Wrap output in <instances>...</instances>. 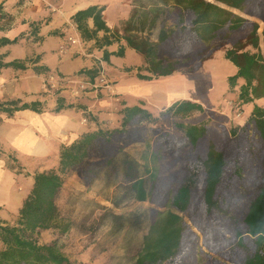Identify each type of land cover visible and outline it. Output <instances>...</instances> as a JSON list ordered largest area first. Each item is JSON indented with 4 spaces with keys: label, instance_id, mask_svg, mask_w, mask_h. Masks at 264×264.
Returning a JSON list of instances; mask_svg holds the SVG:
<instances>
[{
    "label": "rangeland",
    "instance_id": "obj_1",
    "mask_svg": "<svg viewBox=\"0 0 264 264\" xmlns=\"http://www.w3.org/2000/svg\"><path fill=\"white\" fill-rule=\"evenodd\" d=\"M150 1L144 0V3ZM261 1L260 4L259 2L250 4L245 12L240 13L248 21V25L245 30L236 33L233 39L244 36L251 24H258L260 51L264 56V0ZM169 3V7L173 10L166 16V22L168 26L177 27V30L162 47L161 57L175 61L178 68L171 75L151 81L143 80L152 91L138 96L137 99H143L144 106L154 115H158L175 100L196 101L201 103L205 110L187 117L161 116L154 123L137 119L122 134L114 135L110 143L99 140L91 150L87 162L72 170V182L75 183L67 186V191L58 196L57 203L63 209L64 221L71 222L67 214H72L77 219L74 233V236L75 234L77 236H69L65 242H61L63 251L69 258L74 257L71 259L73 262L136 264L137 255L143 247V239L151 221L158 212L166 210L164 203L168 198L167 193H172L177 188L186 168L194 162L197 155L203 156L202 168L205 171L212 159L209 157L210 152L219 149L217 146L226 148L235 155H238L237 149L241 150L243 158L240 162L239 157H236L235 161H231L227 166L222 181L224 188L219 192L221 204L212 216L200 215L201 194L199 187H196L195 193L199 195V199L197 195V199L193 200V208L184 215L189 250L186 248L185 253H180L173 264H245L255 252L251 235L245 236L244 241L238 243L235 233L238 228L245 229L247 219L252 222L247 213L249 210L258 209V206L254 207V203L251 202L258 194L263 193L264 197V143L253 126L248 129L247 137L244 136V131L239 132L240 137L235 148L228 146L231 139L227 134L232 127L246 126L253 105L240 103L239 93L243 80H238L237 86L233 89L228 84V76L236 72L234 64L225 58V50L231 46V43L220 38L209 52L205 51L204 46L192 34L191 12L174 5L173 0ZM24 4L30 9V0H26L23 6ZM7 7L4 1L2 12L5 13L6 18L0 20V31L9 35L10 39L17 36L18 41L0 47V56L3 61L13 57L30 58V27L23 31L16 29L14 31L15 21ZM161 21L152 33L142 30L139 34L146 36L148 33L152 35V41L157 40ZM124 27L125 25H122L121 29L123 30ZM73 31L67 37L74 34L76 36L74 28ZM78 34L81 37L79 31ZM98 39L103 40L102 37ZM104 45L103 41L91 43L84 39L81 43L73 45L66 38L56 51L61 55L73 54L74 57L82 56L84 59L92 53L94 67L104 70L106 77L113 84L115 93L111 94L105 89H100L98 92L86 90L79 95L78 92L74 94V91L80 89L79 85L69 83L68 79L85 82L89 78L78 72L65 74L52 70L43 77L47 78L53 74L56 78L59 77V82L55 87L45 89L42 79V91L49 99L46 103L51 101V105H55L54 102L57 105L59 96L63 97L65 104L68 105H79L93 95L100 100L108 99L110 107L116 104V108L109 111L112 114H109V118L105 121L109 128L104 129L111 130L121 127L122 109L128 103L123 92L117 87L123 80L131 81L132 78H138L137 73L140 70L136 64L139 61L133 55L125 57L122 66L109 68L103 59ZM249 49L256 51L252 47ZM202 54L205 56L201 59ZM141 73L149 74L144 67L141 68ZM3 74V77H7L6 72ZM115 75H118L120 80L115 78ZM6 87L12 88L11 84H7ZM113 113H118L120 116ZM90 116L86 113L82 122L90 123ZM178 122L191 124L206 122L209 126V134L196 148H192L184 133L176 128L175 123ZM150 145V151L155 150L162 155V184H159L162 189L157 186L151 200L139 201L135 198L132 183L140 177L147 178L142 155ZM227 154L228 158L231 154ZM9 162L15 166L12 158ZM49 164H52L49 160L30 162V175L49 168ZM261 219L260 212L255 224ZM209 228L212 230L208 232ZM251 228L255 230L254 227ZM55 238L54 230H44L40 234L42 243L48 244ZM57 238L59 240L61 236ZM82 255L86 262L80 260L79 257Z\"/></svg>",
    "mask_w": 264,
    "mask_h": 264
},
{
    "label": "trees",
    "instance_id": "obj_2",
    "mask_svg": "<svg viewBox=\"0 0 264 264\" xmlns=\"http://www.w3.org/2000/svg\"><path fill=\"white\" fill-rule=\"evenodd\" d=\"M169 1L151 0L150 3H144V0H131V14L129 21L123 28V34H120L118 30L112 32L107 26L103 18L104 6L91 5L81 9L73 15L72 19L84 40L96 38L99 31L105 32L103 37L105 45L112 43L111 36L115 37L117 34V38L122 37L129 47L135 49L144 58V64L139 67L140 71L137 73V77L151 81L158 77L171 75L178 68L175 61L161 57L162 47L174 36L177 30V27L168 26L166 22V16L173 10L169 7ZM173 1L175 2L174 5L176 4L191 12L192 34L204 46L205 51L209 52L210 48L220 38L231 43V46L225 50V58L234 64L237 71L228 77V84L233 89L237 86L238 80L244 81L240 86V103L250 104L257 99L264 98V56L260 51L259 25L251 24L244 36L233 39L236 33L242 32L248 25V21L240 13L245 12L250 4L254 2L260 4L262 1ZM2 9L3 4L1 3L0 20L6 18ZM162 17L163 20L161 21ZM90 18L94 20V29L88 27L87 21ZM159 21L161 23L157 40L152 41L151 34L147 33L146 36L139 34L141 30L152 33L158 28ZM17 41V37L14 39L2 37L0 38V47ZM249 47L256 51H251ZM124 53L125 47L121 46L114 53L104 51L103 59L108 62L112 54L123 56ZM204 56L202 54L200 58L202 59ZM0 67L26 69V64L18 59L5 63L0 56ZM142 67L149 74L141 73ZM46 72L49 73L51 70L48 69ZM78 73L94 80L99 69L96 67L84 69ZM64 100L63 97H58L57 112L65 108ZM20 102V100L15 99L0 102V112L12 115L15 111L27 108L40 111L38 102L19 105ZM143 102L140 100L133 105L126 103L122 109L123 116L120 128L111 130L99 128L84 133L71 144L61 146L59 162L56 166L34 173L32 188L17 216L12 222L0 219V241L3 243V247L0 248V264H78L68 258L58 239L49 244L40 241V234L44 230L58 229L61 234H64L72 226V222L64 221L61 217L57 204V197L66 177L74 168L82 165L85 161L87 162L91 150L99 140L110 143L114 135L122 134L137 119L154 123L161 116L187 117L194 113H202L205 110V107L199 102L177 100L165 110L160 111L158 115H154L144 106ZM175 126L184 133L189 146L192 148H196L200 141L209 134V126L206 122L198 124L178 122L175 123ZM251 126L254 127L258 137L264 143V107L256 103H254L246 126L232 127L227 132L231 139L228 146L235 148L238 143L237 139L240 137L239 132L244 131V136L247 137L248 129ZM217 147L219 149L210 152L209 157L212 159L205 171L202 168L204 158L202 155H197L194 162L186 168L177 188L172 193H167L168 198L164 203L166 210L158 212L155 219L151 221L149 230L143 239V247L137 255L136 264H173L180 253H185L186 248L189 250V245L186 242L187 224L184 215L194 206L193 200L194 198L196 200L198 195L195 193L197 186L201 194L200 215L202 217L212 216L215 209H219L221 204L219 192L224 188H222V181L226 174V168L231 161H235L236 157H239V160L242 159L243 154L241 153L243 152L237 149L236 154L238 155H235L226 148ZM150 148L151 145L142 155L147 178L140 177L132 183L135 198L139 201L151 200L155 188L162 184V155L158 151H150ZM227 153L231 154L228 158L226 157ZM11 158L16 162V159H13L12 156ZM262 194H258L259 196L257 195L256 199L251 202L254 203V207L258 206V209L249 210L247 213L252 222L247 219L245 229L240 230L238 228L235 233L238 243H242L245 236L251 235L252 237L255 252L245 261V264H264V197ZM260 212L262 219L255 224V219ZM251 227H254L255 230L253 231ZM209 230L212 228H209L208 232Z\"/></svg>",
    "mask_w": 264,
    "mask_h": 264
},
{
    "label": "crops",
    "instance_id": "obj_3",
    "mask_svg": "<svg viewBox=\"0 0 264 264\" xmlns=\"http://www.w3.org/2000/svg\"><path fill=\"white\" fill-rule=\"evenodd\" d=\"M4 1L15 21L16 27L13 30L23 31L30 27V58L13 57L2 60L5 63L15 59L22 60L26 64V69L0 67V102L14 99L21 101L19 105L38 102V109H40L39 112L29 108L22 109L15 111L12 115L0 112V219L12 222L33 185L34 174L30 175V162L49 160L52 163L49 164V168L56 166L59 162L62 145L71 144L89 131L109 128L105 121L109 118V114H112L109 111L116 108V104L110 107L108 99L100 100L95 95L86 98L79 105L69 106L64 102L65 108L59 112L56 111L58 103L57 105L56 102H54L55 105H51V101L46 103V100L49 99L42 91V79L47 73L46 70L70 74L95 68L92 53H89L84 59L82 56L74 57L73 54L61 55L56 51L68 34L71 31L74 32L73 28L75 30V26L77 27L72 19L73 15L91 5L104 6L103 18L107 26L112 32L118 30L120 34H123L121 27L129 21L132 2L131 0H30L29 9L25 4L23 6L26 0H0V4H3ZM87 23L90 29H94L92 18L88 19ZM78 35L76 32V37ZM8 36L0 31V38H9ZM104 36L105 32L99 31L96 38L88 41L91 43L102 42L103 40L98 38ZM117 37V35L111 36L112 43L104 45L103 49L114 53L124 46L125 53L123 56L112 54L109 61L106 62L108 67L122 66L124 58L128 55H133L138 59L137 67L142 66L144 64L143 56L129 47L122 37ZM4 72L7 77H3ZM115 76L120 80L118 75ZM7 84H11L12 88L6 87ZM117 88L127 98L128 105L136 104L137 100H143L137 99V97L152 91L149 90L147 82L136 77L131 81H121ZM254 103L264 107V98L257 99ZM254 103L250 104L254 107ZM86 113L91 115L90 123L87 124L82 122ZM115 115L120 116L118 113ZM11 156L16 159V162L12 160L15 166L9 162ZM72 178L70 173L58 196L67 191V186L70 183H75L72 182ZM58 206L63 218V209L60 205ZM67 215L70 216L72 222L67 233L61 234L58 229H50L56 232L54 240L58 239L57 236H61L60 243L65 242L69 236H74L75 233L77 219L72 214ZM76 236L75 234L74 237ZM2 247L3 243L0 241V248ZM66 255L68 256V254ZM72 258L74 257L70 256L69 259ZM79 258L86 262L83 255ZM79 262L81 263V261ZM79 262L74 263L80 264Z\"/></svg>",
    "mask_w": 264,
    "mask_h": 264
},
{
    "label": "built area",
    "instance_id": "obj_4",
    "mask_svg": "<svg viewBox=\"0 0 264 264\" xmlns=\"http://www.w3.org/2000/svg\"><path fill=\"white\" fill-rule=\"evenodd\" d=\"M77 27L75 26V32L78 33ZM68 41L71 43V44H79L82 42V38L78 35V37L76 36H69L67 37ZM43 86L45 89H50V87H55L56 84L59 82V77L56 78L53 74H51L49 77H44L43 78ZM69 83H76L79 85V88L77 91H74V94H77L76 92H78V95L79 93L83 92V91H86V90H91V91H94V92H98L100 89H105L107 92L113 94L115 93V90L113 89V84L108 80V78L106 77L105 75V72L104 70H101L99 69V73L97 75V77L94 79V80H87L85 82H81V80L79 79H72V78H69L68 79ZM49 83V84H47ZM49 85V87H48ZM83 89V90H81Z\"/></svg>",
    "mask_w": 264,
    "mask_h": 264
}]
</instances>
